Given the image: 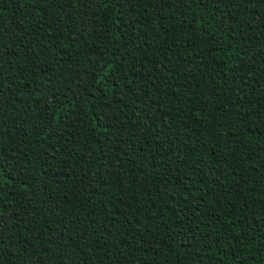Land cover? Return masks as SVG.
<instances>
[{
	"label": "trees",
	"instance_id": "1",
	"mask_svg": "<svg viewBox=\"0 0 264 264\" xmlns=\"http://www.w3.org/2000/svg\"><path fill=\"white\" fill-rule=\"evenodd\" d=\"M0 264H264V0H0Z\"/></svg>",
	"mask_w": 264,
	"mask_h": 264
}]
</instances>
